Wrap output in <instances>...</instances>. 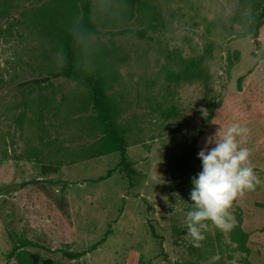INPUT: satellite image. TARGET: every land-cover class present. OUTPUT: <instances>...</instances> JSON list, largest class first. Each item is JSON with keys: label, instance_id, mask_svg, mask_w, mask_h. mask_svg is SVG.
<instances>
[{"label": "rangeland", "instance_id": "obj_1", "mask_svg": "<svg viewBox=\"0 0 264 264\" xmlns=\"http://www.w3.org/2000/svg\"><path fill=\"white\" fill-rule=\"evenodd\" d=\"M50 1L0 0V264H18L15 248L55 264H264V24L240 38L254 13L237 0H94V39L121 75L110 95L127 147L87 159L100 135L84 88L65 78L24 86L60 66L39 17ZM176 53L201 61L208 79H170ZM232 123L250 129L242 146L259 183L234 202V227L210 225L196 248L185 228L195 153Z\"/></svg>", "mask_w": 264, "mask_h": 264}, {"label": "trees", "instance_id": "obj_2", "mask_svg": "<svg viewBox=\"0 0 264 264\" xmlns=\"http://www.w3.org/2000/svg\"><path fill=\"white\" fill-rule=\"evenodd\" d=\"M237 1L242 9H250L254 13L248 29L239 37H258L260 27L264 24V0ZM50 2L42 8L39 17L43 31L53 45V50L59 54L60 66L58 72L52 73L51 76L25 82L24 86H40L50 83L52 78H65L82 86L86 100L85 105L82 106L91 108L93 114L90 121L100 135L97 142L86 147L82 154L87 159L114 153L124 156L127 144L119 124L117 104L110 95L121 75L110 51L103 43L94 39L98 33L97 23L101 21L102 12L98 10L94 0H51ZM112 22L110 23L109 20L104 28L112 26ZM262 59L264 61V52ZM172 61L176 63L178 71L168 70L170 79L176 82L184 80L187 83L208 79L207 72L201 69V61L189 62L178 53L174 55ZM45 106L46 111H50L49 101H46ZM213 111V108H210V117ZM175 114L176 109H172L165 114V120H170ZM195 158L202 166L198 153H195ZM128 166L125 165L126 168ZM42 169L44 173L55 171L52 166L44 164ZM28 184L23 183L20 186L25 187ZM208 224L212 225L210 221ZM233 235L241 249L248 252L246 248L248 235L241 231L240 227L235 229ZM32 245H35L32 241L22 242L23 247ZM13 255L17 258L18 264H55L51 259H42L37 254H27L24 250L19 251L16 248L11 251L9 257ZM64 255L69 259H77L83 254L64 252Z\"/></svg>", "mask_w": 264, "mask_h": 264}, {"label": "clouds", "instance_id": "obj_3", "mask_svg": "<svg viewBox=\"0 0 264 264\" xmlns=\"http://www.w3.org/2000/svg\"><path fill=\"white\" fill-rule=\"evenodd\" d=\"M249 134L250 129L240 123L223 131L220 126L198 152L202 171L191 178L192 207L185 213L186 235L196 248L203 246L209 221L222 232L234 227V202L259 183L251 150L242 146ZM218 259L214 256L213 264Z\"/></svg>", "mask_w": 264, "mask_h": 264}]
</instances>
